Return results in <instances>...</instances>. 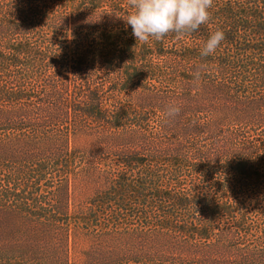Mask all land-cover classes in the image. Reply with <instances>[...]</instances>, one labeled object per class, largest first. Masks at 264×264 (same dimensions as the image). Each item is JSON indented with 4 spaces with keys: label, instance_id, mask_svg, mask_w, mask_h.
<instances>
[{
    "label": "trees",
    "instance_id": "16d2710c",
    "mask_svg": "<svg viewBox=\"0 0 264 264\" xmlns=\"http://www.w3.org/2000/svg\"><path fill=\"white\" fill-rule=\"evenodd\" d=\"M129 11L0 0V264H264V0L146 44Z\"/></svg>",
    "mask_w": 264,
    "mask_h": 264
},
{
    "label": "clouds",
    "instance_id": "9594fccd",
    "mask_svg": "<svg viewBox=\"0 0 264 264\" xmlns=\"http://www.w3.org/2000/svg\"><path fill=\"white\" fill-rule=\"evenodd\" d=\"M213 0H127L130 8L126 18L131 26L132 35L136 42L148 43L150 39L162 40L169 34L178 37L190 34L207 24L211 19L210 9ZM224 40L223 30L217 28L212 31L203 42L200 55H213ZM199 79L200 73L196 71ZM181 111V105L170 101L166 105L163 115L165 118H175Z\"/></svg>",
    "mask_w": 264,
    "mask_h": 264
},
{
    "label": "rangeland",
    "instance_id": "374dc122",
    "mask_svg": "<svg viewBox=\"0 0 264 264\" xmlns=\"http://www.w3.org/2000/svg\"><path fill=\"white\" fill-rule=\"evenodd\" d=\"M158 59H162V58H155L156 61H157ZM83 142H84V141L81 142V140H80V141H78L77 143L72 144V145H76V147H77V146H81V144H82ZM89 144H91L92 147H88V149L93 148V149L95 150V148L98 146L97 144H93V142H91V143H89ZM91 153L93 154L94 151L91 152ZM97 158H98V157H97ZM103 163H104V164H107V166H105V167H109V165L112 166V165L114 164V160H112L111 158H108V159L104 160ZM127 164H128L127 161L123 163L124 166H127ZM140 164H141V162H140ZM79 167H82V164H80ZM98 178H100V176H98ZM88 188L90 189V187H88ZM95 189H96V186H95V185L92 186V188H91V190H90V195H91L93 192H95ZM86 190H87V189H86ZM87 191H88V194H89V190H87ZM83 192H84V187H83L82 185H80V186L77 185V186L75 187V189H74V192L71 194V212H72V214H74V210H75L74 207H73V206L76 204V203H74L75 200L86 199V197L82 195Z\"/></svg>",
    "mask_w": 264,
    "mask_h": 264
}]
</instances>
